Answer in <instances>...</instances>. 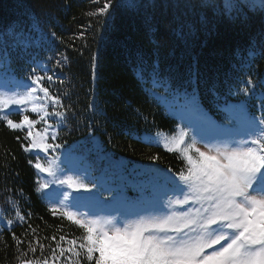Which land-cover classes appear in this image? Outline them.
Masks as SVG:
<instances>
[{
  "label": "trees",
  "instance_id": "trees-1",
  "mask_svg": "<svg viewBox=\"0 0 264 264\" xmlns=\"http://www.w3.org/2000/svg\"><path fill=\"white\" fill-rule=\"evenodd\" d=\"M105 3L111 5L107 19L98 12ZM230 3L229 7V0H0V79L16 71L31 80L33 69L52 75L53 81L45 80L44 86L75 118L65 121L66 126L50 120L54 127L49 131L57 139L49 136L48 142L60 144L58 150L65 154L109 155L121 170L104 186L117 191H105L98 179H92L101 200L135 201L141 195L136 185L146 179L144 170L176 172L183 167L181 155L169 152L164 142L173 146L172 138L179 134L177 112L185 104V93L195 90L218 125L236 123L225 122L228 113L217 107L225 100L260 115L264 89L257 87L252 98L234 93L249 77L264 81V5L261 0ZM57 59L62 65H56ZM27 112L10 119L19 122ZM29 116L38 119L31 111ZM237 117L242 119L239 113ZM44 127L41 122L34 130ZM157 134L160 146L144 142L146 135ZM26 135V128L11 129L0 119V264L28 258H48L53 264L50 249L59 237L78 239L82 233L59 212L53 215L41 197L35 150L25 151ZM9 200L25 217L19 223ZM110 204L109 215L117 206ZM120 207L137 210L126 202ZM8 219L14 221L12 226L6 224ZM13 232L24 241L20 252ZM28 241L37 247L35 256L20 255L27 251ZM57 264H65L64 259Z\"/></svg>",
  "mask_w": 264,
  "mask_h": 264
},
{
  "label": "snow or ice",
  "instance_id": "snow-or-ice-1",
  "mask_svg": "<svg viewBox=\"0 0 264 264\" xmlns=\"http://www.w3.org/2000/svg\"><path fill=\"white\" fill-rule=\"evenodd\" d=\"M261 4L264 5V0ZM110 6L105 3L98 9L99 14L109 18ZM226 6H231L230 0ZM55 63L60 66L63 61L57 59ZM32 73L29 90L11 97L0 96V109L31 104L30 111L38 119L23 114L22 119L15 122L8 118L12 113L7 111L0 114V119L11 129H27L25 139L29 144L25 151L55 152L61 145L48 142L49 136L52 141L57 139L56 133L49 131L54 127L49 121L54 119L57 125L66 126L65 121L75 118V113L69 115L70 110L64 109L60 97L44 86L45 80L53 81L52 75L37 74L36 69ZM244 84L234 94L252 98L257 87L264 89V81L254 82L250 77ZM213 95L218 94L213 90ZM259 99L262 102L259 116L251 114L243 105L230 106L226 100L223 105H217L220 111L228 113L229 120L236 121L229 128L218 125L208 115L195 90L185 93L183 107L187 119L184 116L181 119L192 134L180 129L173 146L168 147V142H164L169 152L181 155L183 167L176 172L157 168L144 170L142 175L146 179L136 185L141 195L135 201L113 197L111 202H105L95 193L73 197L96 199V209H101L105 203L116 204L110 215L93 208L78 214L53 207V215L59 212L82 233L78 239L61 235L57 241L55 235L51 237L57 241L55 248L50 249L53 264L61 258L65 264H264V95ZM41 122L45 125L44 132L35 131V126ZM144 142L154 146L161 143L159 134L146 135ZM202 142L204 150L197 146ZM35 167L50 176L55 175L51 166L37 162ZM59 182L90 191L89 184L71 177ZM95 183L91 181L93 187ZM104 190L117 191L107 187ZM148 191L152 193L150 196L145 195ZM122 202L137 210L121 208ZM8 203L16 214V222L24 220L15 202L9 200ZM13 223L11 219L6 221L8 226ZM12 238L20 252L24 241L15 232ZM63 242L66 247L62 246ZM36 244L39 245L38 238ZM39 247L42 252L44 246ZM28 252L33 256L37 253L32 241H28L27 251L20 255L27 256ZM19 264H49V259H19Z\"/></svg>",
  "mask_w": 264,
  "mask_h": 264
},
{
  "label": "rangeland",
  "instance_id": "rangeland-1",
  "mask_svg": "<svg viewBox=\"0 0 264 264\" xmlns=\"http://www.w3.org/2000/svg\"><path fill=\"white\" fill-rule=\"evenodd\" d=\"M31 84L32 80L23 77V75L18 74L16 71H11L10 77L6 76V79H0V92L4 97L20 95L29 90L27 86ZM31 106V104L22 107L12 105L9 109H2V113L5 111L11 112L12 114L8 117L10 119L14 115L25 112L24 108H27V114L29 115ZM177 115L181 121V129L188 130L191 135V130L187 128V125L181 119L182 116L187 119V113L184 111V107L177 112ZM228 121L229 119L225 122ZM228 127L231 128L230 126ZM44 130L45 127L43 130L41 129L37 132H44ZM178 136L179 134L175 138H172V140L175 141ZM197 146L204 150L203 142L198 143ZM35 156L36 163L40 162L45 167L51 166L55 173V175L50 176L48 173L38 170V189L43 200L51 209L56 207L61 210L75 211L78 214L81 211H88L89 208L96 209L97 201L96 199H73V197H88L92 193H95L98 199L103 201L100 197V191L96 190L95 186L90 185L89 181L98 179L99 184L105 186L109 177L117 176L121 170L119 163L114 161L109 155L102 154L100 151L94 153L90 158L76 155L72 152L64 154L63 150L51 151L46 154L43 152L37 153L35 150ZM69 177L78 182L89 184L90 191H86L83 188L77 190L69 187L67 184L59 182L60 180H67ZM45 184H47V187H44ZM80 207L83 208L80 209ZM112 209V204L105 203L101 209L96 210L102 211L105 215H109ZM127 209L134 210L132 208Z\"/></svg>",
  "mask_w": 264,
  "mask_h": 264
},
{
  "label": "bare ground",
  "instance_id": "bare-ground-1",
  "mask_svg": "<svg viewBox=\"0 0 264 264\" xmlns=\"http://www.w3.org/2000/svg\"><path fill=\"white\" fill-rule=\"evenodd\" d=\"M175 95H176V94H175ZM64 154H65V152H64ZM62 156H63V155H62ZM134 177H135V176H134ZM134 177H133V178H134ZM135 178H136V177H135Z\"/></svg>",
  "mask_w": 264,
  "mask_h": 264
}]
</instances>
